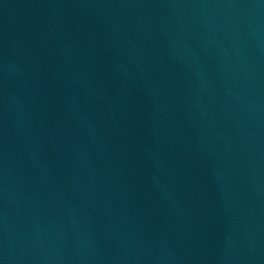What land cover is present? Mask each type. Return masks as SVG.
Returning <instances> with one entry per match:
<instances>
[{"label":"water","instance_id":"1","mask_svg":"<svg viewBox=\"0 0 264 264\" xmlns=\"http://www.w3.org/2000/svg\"><path fill=\"white\" fill-rule=\"evenodd\" d=\"M0 264H264V0H0Z\"/></svg>","mask_w":264,"mask_h":264}]
</instances>
